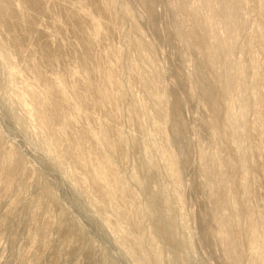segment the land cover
<instances>
[{
	"label": "rangeland",
	"instance_id": "obj_1",
	"mask_svg": "<svg viewBox=\"0 0 264 264\" xmlns=\"http://www.w3.org/2000/svg\"><path fill=\"white\" fill-rule=\"evenodd\" d=\"M203 1L0 0V264H264V0Z\"/></svg>",
	"mask_w": 264,
	"mask_h": 264
},
{
	"label": "bare ground",
	"instance_id": "obj_2",
	"mask_svg": "<svg viewBox=\"0 0 264 264\" xmlns=\"http://www.w3.org/2000/svg\"><path fill=\"white\" fill-rule=\"evenodd\" d=\"M203 1V0H202ZM240 2L242 1V0H239ZM204 2V1H203ZM182 4V3H181ZM195 8V7H194ZM228 14V13H227ZM211 15V14H210ZM261 18V17H260ZM224 21H223V24H222V26H221V30H223L224 32H225V34H226V40H227V42H228V44H231L233 41H235V36H236V32H235V20H234V18L230 15H228V17L226 18V20H225V18L223 19ZM208 21V20H207ZM194 23H196V25L200 28V29H204L205 28V26H204V20H202L201 18H197L196 20H195V22ZM234 28V29H233ZM218 30V29H217ZM259 37H260V35H259ZM261 37H262V41H264V34H261ZM219 38V37H218ZM216 40V39H215ZM192 40H191V38H188L187 40H186V44L187 45H191V42ZM226 42V43H227ZM221 46V45H220ZM226 46H227V44H226ZM230 46V45H229ZM215 47V46H214ZM218 49H219V47H218V45L216 46ZM215 47V48H216ZM214 48V49H215ZM212 49V48H211ZM213 49V50H214ZM255 49V48H254ZM215 51V50H214ZM215 53H216V51H215ZM217 53H219L218 51H217ZM216 53V54H217ZM223 53V52H222ZM214 55V54H213ZM218 55V54H217ZM222 55V54H221ZM214 56H216V55H214ZM211 59V58H210ZM209 60V59H208ZM214 61V60H213ZM253 63V62H252ZM253 65V64H252ZM257 72V71H256ZM202 77H204V76H202ZM201 77V78H202ZM228 82H229V80H228ZM231 82V81H230ZM228 84V83H227ZM259 88V87H258ZM258 93V92H257ZM244 95V94H243ZM257 95V94H256ZM240 96V95H239ZM237 98V97H236ZM238 100V99H237ZM236 102V101H235ZM229 103V102H228ZM244 105V104H243ZM248 105V104H247ZM159 107V106H158ZM243 107V106H242ZM211 109H212V112L213 113H215L216 112V106H215V104L213 103V102H211ZM243 108H241V107H239V113H236V115H234V117L232 116L231 118V120H232V124L233 123H235L236 124V126L237 125H240V123H241V120L243 121V119L244 118H242V116H243V114L244 113H242V111L245 109H243ZM228 110H229V108H228ZM237 110V109H236ZM245 111V110H244ZM237 112V111H236ZM230 113V112H229ZM232 113V112H231ZM245 116V115H244ZM243 116V117H244ZM242 125V124H241ZM240 125V126H241ZM240 126H237V129L240 127ZM242 127V126H241ZM241 127H240V129H241ZM233 134V133H232ZM243 142V141H242ZM240 163V162H239ZM205 173V172H204ZM206 174V173H205ZM244 190V189H243ZM231 240V239H230ZM229 241V240H228ZM264 246V245H263ZM252 262H253V260H252Z\"/></svg>",
	"mask_w": 264,
	"mask_h": 264
}]
</instances>
